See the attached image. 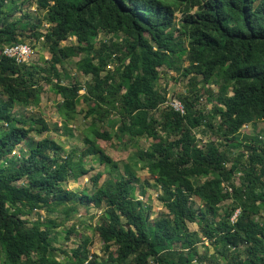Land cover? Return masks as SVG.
Returning <instances> with one entry per match:
<instances>
[{
  "label": "trees",
  "instance_id": "obj_1",
  "mask_svg": "<svg viewBox=\"0 0 264 264\" xmlns=\"http://www.w3.org/2000/svg\"><path fill=\"white\" fill-rule=\"evenodd\" d=\"M34 2L31 17L26 11L15 15L23 0H0V264H194L202 258L197 243L203 237L228 264H264V140L241 130L264 120V0ZM42 23L47 66L32 58L17 63L1 53L4 45L37 39ZM99 33L122 39L98 40ZM72 35L74 42L63 44ZM181 54L187 61L181 76L188 81L177 97L184 113L163 105L171 97L159 84L160 68L172 59L180 62ZM73 56L89 81L63 82L69 76L60 64ZM109 62L115 63L112 69H106ZM210 83L228 94L218 93V105L205 110L197 102L201 89L211 100L212 90L205 87ZM44 84L60 97L56 112L63 124L74 122L80 101L86 106L83 117L89 121L76 159L73 150L62 156L49 136L32 139L30 133L52 129L42 115L12 113L14 104H39ZM114 125L112 134L104 128ZM205 131V141L196 137ZM112 135L119 142L148 139L147 148L133 154L156 179V198L165 212L151 218L134 196L136 172L127 165L118 171L98 143ZM22 141L27 148L13 156ZM237 148L242 149L230 156ZM88 157L103 164L89 176L91 189L65 188L67 180L93 169L85 166ZM103 173L111 176L98 182ZM226 200L231 204L219 216L216 208ZM79 201L102 210L93 226L102 243L99 257L89 254L88 236L69 252L53 244L61 222L31 219L49 206L66 218ZM187 223L196 230L189 231ZM61 229L66 239L76 234L72 227ZM231 249L237 252L227 257Z\"/></svg>",
  "mask_w": 264,
  "mask_h": 264
},
{
  "label": "rangeland",
  "instance_id": "obj_2",
  "mask_svg": "<svg viewBox=\"0 0 264 264\" xmlns=\"http://www.w3.org/2000/svg\"><path fill=\"white\" fill-rule=\"evenodd\" d=\"M35 0H23L22 3V11H16L15 15L20 16L23 11L29 12L31 17L36 16V5ZM21 2V1H20ZM180 12L177 11L175 13V22L180 19ZM42 26L36 30V33L39 35L38 40L34 37H25L24 41L29 42L33 48L34 53L31 59V62L39 64L41 66H47V60L50 57L47 47L44 45L43 41V33L44 30L47 28L45 23L41 24ZM98 40H109L113 39L115 41H119L122 39V34L113 35L112 34H103L99 33ZM74 42V36H70L63 42V44H71ZM185 45V44H184ZM78 57L73 56L68 59L62 60L60 64V68L67 72L68 78L63 79V82L66 80H76L82 83L89 81L90 76H86L81 74L77 69L75 62ZM179 60L172 59L166 63V66L160 68L162 72L161 81L159 84L164 86L167 91V97H175L182 95L185 93L186 84L188 81V77L183 78L181 76L182 67L187 65V61L185 60V56L183 54L180 55ZM114 62H109L106 66V69H112L114 67ZM209 86L212 90L210 99H206V92L201 89L199 92L200 99L197 102V106L200 108H204L208 110L213 105H218L215 101V96L218 93H223L224 95L228 94L225 93L221 88L219 83H210L205 87ZM79 93H83V90H80ZM59 95L54 93L51 85L44 84L43 85V92L40 96V102L37 105H28L23 106L21 104H14L12 108V113L19 116H29V117H36L42 115L45 121L49 124L52 128L48 132H44L42 135H36L33 132L30 133V136L33 140L39 139L42 136H49L50 138L54 139L60 146L61 151L60 154L65 156V154L71 152V150L76 151V154L73 155V158H78L79 150L83 147L82 142V132L84 128L88 125L89 118H84V110L86 108L85 104L80 101L77 109L79 110V114L77 115L74 122L69 124H63L58 117L56 112V103L59 101ZM56 126V129H54ZM106 130H108L111 134L115 129L114 126H105ZM241 130L247 134H257L262 140H264V120L256 121L251 124H245ZM208 131L204 134L196 133V137L201 136L203 141L208 138ZM115 136L112 135L110 140H98L99 145L105 150V152L117 162L118 164V171H122L125 166L131 167L137 176V180H134L132 185L134 186L133 194L136 198L141 199L144 206L149 208L150 217L153 218L159 214V212H165V208L161 205L160 201L156 198L157 194V183L156 179L149 175L145 170L140 168V162L133 152L138 148H147L148 146V139L145 137H136L131 140H128L126 137L123 138V141L117 140L114 138ZM24 141H22L11 153L13 156L17 157L21 150H25L27 147ZM242 148H237L230 150V156L235 157L236 152L241 150ZM244 158H242L243 160ZM89 165L93 166V169L88 172L86 175L79 176L76 180H67L64 183L65 188L68 190H73L75 192H80L83 188L91 189V184L89 181V176L95 174L97 171H101L103 169V164H100L95 158L88 157L87 162L85 164L86 167ZM111 175H107V173H103L98 182L109 178ZM195 206H202L200 200L196 196L191 197ZM84 201L76 204V209L71 211L70 214L65 218L63 213L58 211L57 209H52L51 206L44 207L42 209H38L35 214L31 216V219H40L45 220L47 219H54L56 222H61V226L65 228H73L76 231V234L70 233L68 234V238L66 239L65 231L61 229V226H56L52 233L53 244L58 247H65L67 251H71L73 247H75L78 243H80V239L83 236H88L92 241L86 247L89 254L96 253L98 257L101 255V247L102 243L94 236L93 234V226L98 221L99 216L102 214V210L98 207L93 206L92 202H88L87 204L83 203ZM83 203V204H82ZM230 200L224 201L220 204L217 208L215 213L219 216H222L223 212L221 210L222 206H230ZM220 207V208H219ZM261 219L264 220V208L261 205ZM189 231H195L197 226L195 223H187ZM197 250L198 255L202 256V258L196 261L194 264H228L226 262L227 258H223L216 252L215 247L208 240L204 237L202 241L197 243ZM236 250V249H235ZM232 250L227 253V257L230 256L231 252H237ZM242 250L240 251V254ZM239 254V255H240ZM59 258V257H58ZM64 259V258H63Z\"/></svg>",
  "mask_w": 264,
  "mask_h": 264
},
{
  "label": "built area",
  "instance_id": "obj_3",
  "mask_svg": "<svg viewBox=\"0 0 264 264\" xmlns=\"http://www.w3.org/2000/svg\"><path fill=\"white\" fill-rule=\"evenodd\" d=\"M1 53L7 57L13 58L17 63L27 62L33 57L34 48L29 42H19L14 44L4 45ZM163 105L172 107L175 111L184 113V107L178 98L171 97L163 102ZM230 190V188H228ZM239 209H235L230 219H236Z\"/></svg>",
  "mask_w": 264,
  "mask_h": 264
},
{
  "label": "clouds",
  "instance_id": "obj_4",
  "mask_svg": "<svg viewBox=\"0 0 264 264\" xmlns=\"http://www.w3.org/2000/svg\"><path fill=\"white\" fill-rule=\"evenodd\" d=\"M81 90H83V89H81Z\"/></svg>",
  "mask_w": 264,
  "mask_h": 264
}]
</instances>
